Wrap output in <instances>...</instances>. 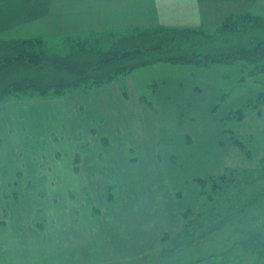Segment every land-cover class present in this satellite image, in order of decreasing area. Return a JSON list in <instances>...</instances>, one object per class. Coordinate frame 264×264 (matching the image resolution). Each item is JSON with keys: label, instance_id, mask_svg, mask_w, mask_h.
Here are the masks:
<instances>
[{"label": "rangeland", "instance_id": "1", "mask_svg": "<svg viewBox=\"0 0 264 264\" xmlns=\"http://www.w3.org/2000/svg\"><path fill=\"white\" fill-rule=\"evenodd\" d=\"M198 1L209 5L200 8ZM157 4L163 23L170 26L211 25V31L231 13L248 11L264 15V0H157ZM52 18L53 15L51 19L47 15L7 28L0 31V37L41 36L47 40L42 47L44 52L50 56L67 55V34L49 35L52 34L48 28ZM250 68L243 59L208 66L156 62L136 68L127 77L119 76L114 83L121 89L134 88L153 103L154 116L147 120L145 128L141 126L144 118L140 120L141 116L133 114L132 102L125 106L124 118L118 116L123 105L115 96L113 101L105 102L109 92L105 86L93 92L70 95L77 110L83 106L82 116L76 119L79 112L71 110L63 100L47 105L45 100L21 93L2 102L0 262L53 264L55 261L47 258L54 252L50 249L56 247L64 249L61 254L67 255L64 261L56 262L72 264L75 258L68 255L83 253L82 249L88 246H80L79 253L65 251L68 246L77 247L76 240L101 241L120 234L126 248L116 254L117 261L106 264H159L156 262L159 259L162 264H264V181L246 185L241 203L226 200L218 203L220 194L212 195L209 181L206 188L214 200L207 203L199 182V178L217 177L227 168L237 169L244 176L245 172L249 174L259 167V159L264 154V102L260 104L259 114L249 112L242 121L233 117L232 112L239 107L246 111L249 109L246 104L258 102L264 93V72L252 73ZM18 74L43 80L55 76L50 70L41 68H21ZM12 80L13 77L2 78L0 86ZM228 113L231 117L225 118ZM77 119L88 131L96 127L94 123L100 119L108 125L116 124L117 120L122 124L128 121L134 127L131 133L135 134L141 127L145 138L124 144L116 130L105 128L100 131L101 127L92 129L83 139V133L76 130L79 127L75 122ZM149 129L154 132L155 140L148 134ZM105 130L106 134H102ZM72 131L77 133L72 134ZM233 135L244 143L252 159L242 153L231 138ZM75 136L74 150L71 138ZM84 148L90 151L86 153ZM154 150L158 158L153 154ZM68 163H92L102 169L106 166L109 175L117 165L138 164L139 178L133 180L137 179L135 183L139 182L141 187L136 186L137 191L129 203L115 204L111 197L105 199L108 183L101 180L100 172L93 173L98 178L94 182V193H90L93 201L86 198L82 189H76L72 197H66L67 203L63 205L69 213L64 214L58 201L64 195L61 190L49 192L47 189L49 197L45 198V194L42 196L44 188L34 189L33 186L36 180L52 178V173L44 175L52 167L60 165L57 169L65 170ZM150 165L157 166L158 170L150 174L146 171ZM65 172L63 175H67ZM161 174L166 185L161 184ZM42 176L45 179H41ZM143 183L152 188L144 187ZM53 191L58 197L56 201H52ZM125 192L121 190L120 197ZM87 214L108 215L112 225L100 216L89 219ZM67 223L75 226L74 233L65 227ZM90 227H95V231ZM113 227L118 233H114ZM189 233H195L202 246L198 244L196 250H188L181 259V254H175L171 249L178 244L183 247L189 240ZM97 244L101 247V243ZM20 252L28 253L27 261ZM196 257L199 259L194 262L192 259Z\"/></svg>", "mask_w": 264, "mask_h": 264}, {"label": "trees", "instance_id": "2", "mask_svg": "<svg viewBox=\"0 0 264 264\" xmlns=\"http://www.w3.org/2000/svg\"><path fill=\"white\" fill-rule=\"evenodd\" d=\"M46 41L38 37H0V79L13 77L11 82L0 86V104L21 93L26 94V97L39 98L88 93L113 83L119 76H127L136 68L156 62L208 66L243 59L250 65L252 73L264 72V15L248 11L228 14L212 31L203 27L152 25L70 34L65 37L69 47L67 55L50 56L42 50ZM21 68L50 70L55 76L47 80L23 77L18 74ZM141 99L148 106L151 105L145 96ZM263 102L264 93H261L258 102L246 104L249 108L246 111L241 107L232 111L233 117L242 121L249 112L256 111L259 114ZM231 113L225 118L231 117ZM231 138L247 158H253L236 135ZM259 162L258 168L249 174L245 172L244 176L237 169L227 168L217 177L199 178L206 202L214 200L212 195L219 193L218 203L225 200L241 203L246 185L264 181V154ZM208 181L213 190L212 195L206 188ZM243 183H246L245 186ZM183 214L186 215L185 212ZM195 235L189 233V240L184 242L183 247L178 244L171 252L181 254L182 259L189 253L188 250H196L198 244L202 246V241ZM198 259L192 260L196 262ZM156 262L162 264L160 259Z\"/></svg>", "mask_w": 264, "mask_h": 264}, {"label": "crops", "instance_id": "3", "mask_svg": "<svg viewBox=\"0 0 264 264\" xmlns=\"http://www.w3.org/2000/svg\"><path fill=\"white\" fill-rule=\"evenodd\" d=\"M199 6H202L200 8H203L204 5L207 4H200L198 1ZM209 5V4H208ZM158 4L157 0H0V31H4L5 29H11L14 26H19L25 23H28L32 20H35L40 17H48L50 16V19L53 15L52 20H50V24L48 26L49 32L53 35L55 33L63 34V35H70V34H76V33H88L90 31H97V30H119V29H127L135 26H152V25H164L169 27H196L193 26V24H177L178 26H170L166 23H163L161 19H159V12H158ZM199 8V9H200ZM66 15H69L67 17H64ZM201 27V26H200ZM205 28L211 27L209 26H203ZM215 27V26H214ZM19 38V37H18ZM30 38H37V37H30ZM38 38H42L39 36ZM12 39V38H11ZM44 40H46L44 38ZM132 73V72H131ZM127 77V76H125ZM115 82V81H114ZM109 83L106 85H103L99 88L106 87V90L108 89L109 92L106 94L105 102H110L111 100H114L115 98H118L123 105L121 110H119L118 116L123 115L122 119L125 116L126 109L125 106L127 104H130L132 102V108H133V114L137 117L141 116L140 120L142 121V128H145V124L147 120H151L153 115V108L154 105L151 100L147 98V101L151 102V105L149 106L141 99L142 96H144L142 93L136 92V89L131 88L130 90L121 89L119 85L115 83ZM97 90L96 88L90 92H93ZM124 90V91H123ZM81 92L77 93H71L64 96L56 97V98H39L35 97L36 99H40V101L45 100L44 103L49 105V102H56V101H65V103L71 108V110L74 111L76 109V104L72 102L73 95L80 94ZM72 95V96H70ZM131 97V98H130ZM47 99V100H46ZM126 99V100H125ZM125 104V105H124ZM148 106V109L146 106ZM82 108L80 107V110H77L79 112V115H76L74 119L79 118L82 116ZM140 113V115H139ZM121 119V121H122ZM138 122V119H134ZM139 120V121H140ZM75 122H77V125L79 127L76 128V130L83 133V139L87 138L89 136L88 134H91L92 129L94 128H101L100 131H102L105 128L108 129H114L116 130L118 135L120 136L121 140L120 142L127 144L129 140H135L140 139L143 137V131L141 133V127L137 130V132L131 133V131L134 129L132 125L127 121L125 124H122L119 120H117L116 124L108 125L104 120L100 119L97 123H94L96 127L91 128L89 131L82 128V125L80 121L77 119ZM105 122V123H104ZM104 123V124H103ZM138 124V123H137ZM82 128V130H80ZM77 133V132H76ZM72 131V134H76ZM102 134H106V130L103 131ZM149 135H153L154 132H151V129L148 131ZM145 138V137H143ZM155 140V137H154ZM71 141L73 142V147L75 150L76 147V136L75 138H71ZM154 147V145H153ZM84 151L88 153L90 149L87 148V150ZM83 151V152H84ZM74 152V151H73ZM132 151L130 150V154ZM154 155L158 158V154H156L154 150ZM75 155V154H74ZM81 157V156H79ZM159 161V159H158ZM90 164H72L68 163L66 164L65 170H58L57 168L60 165H57L58 167L54 168L52 167V170H48L47 173L45 172L44 175L49 176V173H52V178L49 180H36L34 183L36 189L44 188L43 195L45 194V198L49 197L48 193L53 189H59L63 192V196L61 197V200H58V197L52 196V201H59V208L63 209V213L65 214L66 211L69 213V209L65 208L67 203L66 197L70 196L72 197V192H75L76 189H82V193L85 194L86 198L91 200V195L94 193L95 186L94 182L98 179L97 176H95L93 173L100 172L101 180L108 183L106 187H109L106 190V197L114 199V203L118 204V202H130L129 200L133 198L137 187L139 186V182L135 183L136 180H133L135 178H139L137 173L141 170L140 166L138 164L130 163L127 165H117L114 167V169H111L110 172H112V175L106 174L109 172L108 168L105 166L104 169L101 167H96L94 165ZM55 166V165H54ZM112 167L114 165H111ZM150 165L146 168V171L150 172V174L154 171L158 170L157 166ZM107 168V169H106ZM67 175H63V172ZM161 171V170H160ZM53 172H55V175H53ZM116 174V175H114ZM76 176H80L79 179L76 178ZM41 179H45V176H42ZM160 179H162V185L165 184L164 176L161 174ZM114 180L116 182H114ZM111 184V185H109ZM136 184V185H135ZM147 184V183H146ZM142 185V184H141ZM164 185V186H165ZM143 186L148 188H152L151 186H145L143 183ZM208 186V184L206 185ZM29 187V186H28ZM32 187V186H31ZM47 189H49V192H46ZM114 189H116L114 191ZM125 190V195H122L120 197V191ZM170 190V189H169ZM91 193V195H90ZM127 193V195H126ZM146 195L148 193L146 192ZM170 196L173 198L172 192H170ZM114 197V198H113ZM147 197V196H146ZM68 203H70L68 201ZM63 205V206H62ZM133 205V204H132ZM70 208V207H69ZM65 211V212H64ZM69 215V214H67ZM72 215H75L72 213ZM88 215V214H87ZM112 215V214H111ZM97 216L103 220H107L109 225H112L109 220L108 215H88L89 219H95ZM110 216V215H109ZM69 217V216H68ZM64 219V217H63ZM72 219H76L75 217H72ZM1 224L3 222H0ZM146 223V222H145ZM68 226L70 232H75L76 228L75 226H72L67 223L65 224V227ZM95 227H90L92 231ZM114 228V227H113ZM68 230V231H69ZM82 232L84 231L83 229ZM114 233H118L114 228ZM71 235V234H70ZM120 235V234H119ZM119 235H114V238L109 236L105 240L96 241V240H88V241H82V240H76L78 242V246H68L66 247L65 251L68 252H77L79 253L80 246H87L84 249H82L83 253H79L76 255H68L72 258H75L72 264H106L115 262L118 259L116 258V254L118 252H123L126 247L123 245V239L119 237ZM118 238V239H117ZM66 242L65 240H63ZM59 241H55V243H58ZM72 241H70L71 243ZM97 242L101 243V247L97 244ZM75 244V243H74ZM71 245V244H70ZM51 251L54 252L51 253V256L44 257L47 258L49 261H64L63 258L67 255H62L61 251L64 249L62 248H51ZM60 251V253H59ZM50 254V252H49ZM61 254V255H60ZM9 255V254H7ZM20 255L28 260L27 257L29 256L28 253L20 252ZM48 255V254H47ZM6 256V253L4 254ZM63 256V257H62ZM32 260L29 262L31 263ZM53 264H60L59 262ZM52 263V262H51ZM0 264H8L3 261L0 262ZM10 264V263H9ZM27 264V263H26ZM115 264V263H113Z\"/></svg>", "mask_w": 264, "mask_h": 264}]
</instances>
